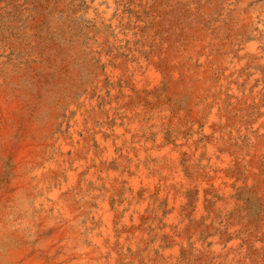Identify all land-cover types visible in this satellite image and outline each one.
Listing matches in <instances>:
<instances>
[{"label": "rangeland", "instance_id": "rangeland-1", "mask_svg": "<svg viewBox=\"0 0 264 264\" xmlns=\"http://www.w3.org/2000/svg\"><path fill=\"white\" fill-rule=\"evenodd\" d=\"M214 1L0 0V264H71L64 207L105 264H264V98L229 73L264 0L247 31Z\"/></svg>", "mask_w": 264, "mask_h": 264}, {"label": "bare ground", "instance_id": "bare-ground-1", "mask_svg": "<svg viewBox=\"0 0 264 264\" xmlns=\"http://www.w3.org/2000/svg\"><path fill=\"white\" fill-rule=\"evenodd\" d=\"M110 1V0H109ZM209 1V0H208ZM249 0H239L237 5L231 6V3H234L235 0H215L214 2L218 5V7L221 9L222 13H231L232 17H230L231 22L239 23L241 24L240 30L241 31H247L251 28L252 23L249 21V18L244 14L243 7L247 4ZM108 2V1H107ZM197 2V1H196ZM255 2V1H254ZM203 3V2H201ZM262 3V2H261ZM260 3V4H261ZM255 4V3H254ZM199 6V5H198ZM254 6V5H253ZM194 7V6H193ZM249 9V8H248ZM255 11V10H254ZM256 12V11H255ZM226 13V14H227ZM252 14V13H251ZM251 18V17H250ZM211 20V19H210ZM214 22V21H213ZM229 24V23H228ZM224 25V24H223ZM256 26V25H255ZM259 26V25H258ZM259 28V27H258ZM210 29V28H209ZM196 32V31H195ZM264 32V31H263ZM215 35V34H214ZM264 36V35H263ZM261 35L257 36L256 41H252L244 45V49L246 51V58L243 61L240 56H236V58L232 59V64L229 69L230 74H238L243 66H247L250 63H253L256 65L257 69L253 72V76L250 78V85H253L254 83L257 85L252 92V98L255 100H260L264 98V95L261 93L263 91L264 93V37ZM192 41V40H191ZM207 46H211L212 44L205 43ZM183 46V44H182ZM182 50V49H181ZM221 50V49H220ZM207 52V51H206ZM241 53L240 55H242ZM181 58V57H180ZM231 88L235 92H239L241 89L237 83H232ZM231 94V93H230ZM226 96V95H225ZM219 100V99H218ZM232 101V100H231ZM248 101V100H247ZM258 105V104H257ZM69 140V139H68ZM66 146V145H65ZM259 148L264 152V142L259 143ZM67 148V147H66ZM49 158V157H48ZM54 160V159H52ZM61 161V160H60ZM56 162V161H55ZM22 163V162H20ZM57 164V163H56ZM59 165V164H58ZM41 166V165H40ZM25 168V167H24ZM41 168V167H40ZM73 170V169H72ZM26 172V171H25ZM70 172V171H69ZM29 173V172H28ZM23 174V173H22ZM48 175V174H47ZM61 175V174H60ZM72 175V174H70ZM33 178V177H32ZM70 179V178H69ZM74 180V179H73ZM24 186V185H23ZM21 187V186H20ZM59 190V189H58ZM53 198L54 200H58V193L55 191L53 192ZM26 198V197H25ZM46 203V202H45ZM61 203V202H60ZM106 205V204H105ZM62 206V204H61ZM28 207V206H27ZM58 207V206H57ZM63 207V206H62ZM109 208V207H108ZM106 206H103L102 208V215L105 223L110 228L111 222H112V215L111 211ZM20 210V209H19ZM54 212V210H52ZM62 211L69 217L71 228L68 231L66 237L68 240V243L70 247L72 248V257L71 264H105L104 259H102V256L99 254V250L101 252H105L106 248L103 244L99 245L98 248L94 250H87L82 245V235L80 231L76 228L75 225V217L70 214V212L64 207L62 208ZM26 212V211H25ZM32 213V212H31ZM96 214V213H95ZM9 216V215H8ZM78 216V215H77ZM114 216V215H113ZM97 218V216H96ZM21 219V218H20ZM61 220V219H60ZM79 221V220H78ZM87 221V220H86ZM12 222V221H11ZM63 222V221H62ZM68 222V221H66ZM69 223V224H70ZM104 223V224H105ZM82 224V223H81ZM90 224V223H89ZM91 225V224H90ZM113 225V224H112ZM85 226V225H84ZM100 228V227H99ZM89 231V230H88ZM103 232V231H102ZM94 234V233H93ZM103 234V233H102ZM110 235V234H109ZM89 239V238H88ZM96 239V238H95ZM101 239V238H100ZM99 239V240H100ZM101 241V240H100ZM97 242V241H96ZM97 244V243H96ZM113 245V244H112ZM111 247V246H110ZM89 248V247H88ZM113 252V251H112ZM111 254V253H110ZM111 256V255H110ZM113 256V255H112ZM107 260L110 261L109 264H115V256ZM54 263V262H52Z\"/></svg>", "mask_w": 264, "mask_h": 264}]
</instances>
